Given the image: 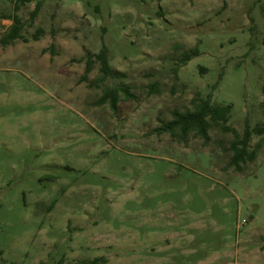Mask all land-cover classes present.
Here are the masks:
<instances>
[{"label":"rangeland","instance_id":"1","mask_svg":"<svg viewBox=\"0 0 264 264\" xmlns=\"http://www.w3.org/2000/svg\"><path fill=\"white\" fill-rule=\"evenodd\" d=\"M198 95L264 126V0H0V264H264V132L238 169L232 132L158 130Z\"/></svg>","mask_w":264,"mask_h":264},{"label":"trees","instance_id":"2","mask_svg":"<svg viewBox=\"0 0 264 264\" xmlns=\"http://www.w3.org/2000/svg\"><path fill=\"white\" fill-rule=\"evenodd\" d=\"M27 2L29 0H21ZM40 6L38 3L36 9L32 14H37V10ZM14 22L10 29V32L3 40H16L22 38L21 20L17 15L13 16ZM8 38V39H7ZM37 34L35 39H37ZM199 54L197 48H192L190 51H185L182 55V62L186 64L194 55ZM93 58L99 61L100 70L102 75L96 79L97 82H104L108 77L125 76V73L117 71L112 68L109 63L108 48L104 44L102 49L97 53L89 52L86 61V71L89 72L92 69ZM85 79V77H84ZM155 85V84H154ZM154 85H150L153 88ZM121 93L125 94L127 98H133L135 95L129 90V86L125 87H111L103 90V95L98 100L99 104L109 102L111 108L116 111L118 109V103L120 101ZM192 109H174L172 112V119L163 123L158 127L159 131L169 132L172 135H179L181 139H185L191 133H196L204 139H208L209 130L213 127H219L224 132H232L235 135V140L231 143V150L233 156L230 164L240 169L243 163L247 161H253L256 157L257 149L250 150L251 138L254 132L263 133L264 126L251 128L247 124L244 133L241 135L238 130L229 124L230 114L233 108L232 103L228 104H215L211 100V96L203 97L198 95L192 99ZM106 256H96L93 258H86L70 263H66L64 257L59 258L54 262L42 261L40 264H105L107 262Z\"/></svg>","mask_w":264,"mask_h":264}]
</instances>
